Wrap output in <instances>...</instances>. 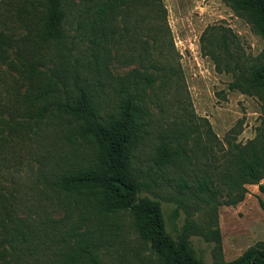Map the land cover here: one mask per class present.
<instances>
[{
    "label": "trees",
    "instance_id": "1",
    "mask_svg": "<svg viewBox=\"0 0 264 264\" xmlns=\"http://www.w3.org/2000/svg\"><path fill=\"white\" fill-rule=\"evenodd\" d=\"M222 1L264 40V0ZM201 51L259 101L253 139L223 142L187 107L162 0H0V264H104L81 229L120 214L161 264H204L192 237L215 242L212 264H264L263 243L222 260L216 215L264 178V52L221 25Z\"/></svg>",
    "mask_w": 264,
    "mask_h": 264
},
{
    "label": "rangeland",
    "instance_id": "2",
    "mask_svg": "<svg viewBox=\"0 0 264 264\" xmlns=\"http://www.w3.org/2000/svg\"><path fill=\"white\" fill-rule=\"evenodd\" d=\"M162 2L167 10V22L183 74V96L187 107L195 118L206 119L217 138L223 142L227 135L236 137L237 143L253 139L262 117L259 101L230 89L233 77L216 70L214 62L201 51V37L211 26H224L235 34L240 53L248 59H254L264 52V40L244 16L234 12L222 0ZM15 28L20 27L16 24ZM112 69L114 73L123 74L130 68L113 65ZM55 149L67 154L73 150L70 144L63 141L50 146L49 152ZM173 210V204L162 203L166 230L174 236L183 216L175 219ZM67 213V205L63 204L53 216L59 219ZM77 213L73 215L74 220ZM85 226L87 228L81 231L94 236L98 242L96 251L104 264H161L138 238L128 215L120 214L107 219L90 217ZM192 243L196 257L204 264H212L215 242L208 243L201 237H192Z\"/></svg>",
    "mask_w": 264,
    "mask_h": 264
},
{
    "label": "crops",
    "instance_id": "3",
    "mask_svg": "<svg viewBox=\"0 0 264 264\" xmlns=\"http://www.w3.org/2000/svg\"><path fill=\"white\" fill-rule=\"evenodd\" d=\"M259 184L246 188L244 199L235 205L217 207V225L224 262L239 258L257 243L264 244V194Z\"/></svg>",
    "mask_w": 264,
    "mask_h": 264
}]
</instances>
